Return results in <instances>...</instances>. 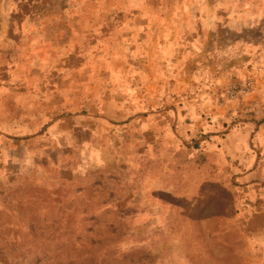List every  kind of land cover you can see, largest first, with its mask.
Here are the masks:
<instances>
[{
  "label": "rangeland",
  "instance_id": "1",
  "mask_svg": "<svg viewBox=\"0 0 264 264\" xmlns=\"http://www.w3.org/2000/svg\"><path fill=\"white\" fill-rule=\"evenodd\" d=\"M34 1L7 0L9 26L19 25L31 6L47 10V0ZM146 1V11L142 3L133 9L131 0H87L80 9L89 27L87 53L115 31L145 27L146 35L136 38L152 50L131 44L129 66L81 68L89 77L75 78L82 96L73 108L57 110L100 120L97 126L89 120L90 129L72 139L77 147H69L65 129L18 144L2 141L0 264H260L239 215L245 200H264V131L262 145L252 132L237 156L234 147L222 153L221 144L205 138L216 118L225 132L249 120L264 126V108L258 116L241 109L255 81L223 67L188 65L194 55L189 30L196 26L181 16L191 2ZM219 56L223 63L226 56ZM7 79L0 78V92L16 89ZM245 80L254 83L251 93L224 99L232 82ZM15 108L0 102V127ZM198 122L203 126L193 133ZM254 173L244 183L238 178Z\"/></svg>",
  "mask_w": 264,
  "mask_h": 264
},
{
  "label": "crops",
  "instance_id": "2",
  "mask_svg": "<svg viewBox=\"0 0 264 264\" xmlns=\"http://www.w3.org/2000/svg\"><path fill=\"white\" fill-rule=\"evenodd\" d=\"M47 1V10L44 12L36 11L35 6H31L30 12L19 19V25L15 26V20L13 26H9L12 14L8 16L7 0H0V78H9L7 86H16V89L8 87L0 92V102L16 104L15 111L8 114L5 120L6 124L0 127V150L3 148L2 141L18 144V140L34 138L44 131L52 135L51 131L61 129L66 130L67 138L71 141L69 147H77L78 143L72 139L76 135L81 138L87 129H90L87 128L89 120L94 126H97V121L100 120L84 113L70 112L63 115L57 111L73 108L72 105L82 96L83 84L76 85L75 78H89L83 72L90 66H129L131 44L134 47L140 45L144 50H152L147 47V42L138 44L136 38L142 33L146 35L145 27L144 32L128 30L126 33L124 29L115 31L110 39L104 37L102 41H97L99 44L93 42L95 50L87 53L83 41L86 40L89 27H86L87 22L85 18L82 19L80 10L87 0ZM189 1L193 7L189 12L183 11L181 16L189 17L196 26L192 31L189 30L194 36L191 46L194 55L192 64L188 65L196 68L223 67L225 74L252 78L255 81V92L241 100V109L247 113L253 111L258 116L264 108V0ZM34 2L37 3V0ZM50 2H65L66 5L64 8L54 7ZM185 2L177 0L179 7ZM140 3L146 11L148 1L131 0L133 9H138ZM14 12L16 15L17 11ZM142 12H134L133 16ZM179 14L180 12L176 13V18ZM143 17L148 19L145 15ZM169 18H172L170 12ZM46 20L48 24L44 25ZM220 30L223 32H219ZM160 32L164 33L163 30ZM220 35H223L222 40ZM221 53L226 56L223 63H219ZM52 78L55 79L52 81ZM19 84L23 85L18 88ZM24 84L26 87H23ZM210 94L211 92L207 93ZM211 113L220 115L213 111ZM215 121L210 126V134L205 138L207 142L213 139V143L221 144L222 153L226 151L225 147H234V155L243 154L249 146V135L252 136V132H257L256 143H263L260 139L264 126L256 121H246L240 129H229L227 132L222 124L224 120L216 118ZM202 126L199 122L194 123L193 133H198ZM246 175L238 177L241 182L244 183L246 178L256 174ZM221 182L225 187L228 184L225 180ZM250 188L252 190L254 186ZM242 191L245 192V189ZM239 217L245 220L246 237L255 251L253 259L264 264L262 196L257 195L245 200L240 206Z\"/></svg>",
  "mask_w": 264,
  "mask_h": 264
},
{
  "label": "built area",
  "instance_id": "3",
  "mask_svg": "<svg viewBox=\"0 0 264 264\" xmlns=\"http://www.w3.org/2000/svg\"><path fill=\"white\" fill-rule=\"evenodd\" d=\"M254 90V83L251 80L234 81L224 91V99L236 101Z\"/></svg>",
  "mask_w": 264,
  "mask_h": 264
}]
</instances>
